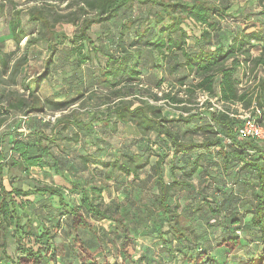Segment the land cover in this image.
<instances>
[{
	"label": "trees",
	"instance_id": "trees-1",
	"mask_svg": "<svg viewBox=\"0 0 264 264\" xmlns=\"http://www.w3.org/2000/svg\"><path fill=\"white\" fill-rule=\"evenodd\" d=\"M7 2L12 1L0 0V17L4 15ZM25 2L32 4L26 9V19L40 27L38 36L29 37L26 34L22 28V11L13 8L9 21L11 38L16 46L24 39L28 46L43 41L50 53L44 63L45 72L26 83L21 82L27 95L17 90L0 94V128L11 111L24 116L49 108L63 111L78 100L56 101L41 98L38 93L54 63L57 43L53 40L57 23L65 22L77 28L71 37L58 35V44L69 40L71 47L65 55L67 58L74 57L76 67L82 68L98 55L105 58L104 65L92 69L91 83L104 93L106 99L96 109L84 107L80 111L72 109L69 114H60L51 124L49 133L42 130L19 131L22 128L19 127L7 152L3 150L0 138V228L13 242L11 255L3 250L5 263L57 264L58 256L64 255L56 252L53 238L64 227L67 233L75 235V241L86 256L80 258V264H118L121 258L130 259L128 249L134 251L137 237L132 233L125 215L119 211L118 203H107L103 192L117 174L136 181L149 166L158 188L154 204L160 227L155 234L161 243L160 249L154 252L157 258L152 264H165L163 255H170L168 264H177V261L179 264H201L205 259L228 264L231 249L241 244L239 235L235 233L240 234L243 224L247 230H256L261 249L242 264H264V141L240 138L238 130L243 120L239 117L240 113L231 108L234 104L243 109L258 108L259 115H254V110L251 113L264 126V21L258 20L242 29L223 28L221 19L230 17L228 11L231 4L228 0ZM135 4L149 6L145 15H130L116 25L117 30L111 33V43L106 47L95 44L89 34L91 27L111 24L126 11L133 12ZM261 12L264 14V11ZM132 30L136 39L126 43V37ZM142 40H146L144 46L140 44ZM254 47L257 48L256 54L252 53ZM3 49L4 44L0 41V84L16 85V77L26 58L12 60L13 53H5ZM146 54L152 58L154 68L164 67L169 74L175 75L174 82L169 83L170 89L162 92L160 97L143 87L141 82ZM181 69L184 73L178 75ZM239 70L242 75L246 70L253 74L256 83L252 88H240ZM258 71L262 75L257 76ZM7 73L8 77L3 78ZM189 77L193 80L188 81ZM162 81L165 79L162 78ZM134 89L145 92L154 102L163 103H152L148 98L138 97L132 92ZM198 93L206 97L200 101V106L197 103ZM166 107H172L178 114L167 115L163 111ZM86 118L89 120L85 121ZM93 121L102 122L110 129H115L118 124H131L145 139L155 134L158 141L172 152L167 167L170 179H164L162 169L166 153L157 155L156 161L150 165V147L137 153L120 151L106 160L95 155H79L80 168L89 169L90 164L94 166L91 169L94 178L80 182L64 175L74 165L68 159L66 150L70 142L78 141V133L69 137L64 132L73 124L89 131ZM193 122L197 125L193 131L202 134L201 141L184 138L176 130V125L189 126ZM209 149L214 150L219 158L223 186L229 179H235V187H240L246 183L245 175H252L257 182L253 192L254 204L244 212L243 220L236 211L228 222H222L221 207L211 211L217 215L214 221L220 220L219 224L224 227L217 248L220 255L217 259L221 262L211 255L210 250L202 248L201 242L208 240L209 236L192 226L189 216L181 211L183 206L178 197L183 189L191 188L196 191V196L203 197L202 202L205 201L202 188L194 187V180H201L206 174L201 159L204 150ZM193 152H196L195 158L191 157ZM36 167L52 170L54 176L61 177L68 185L14 183L12 170L29 175L30 169ZM97 169L104 171L95 179ZM37 195H48L45 219L38 218L31 209L30 205ZM102 221L113 223L112 230H105L100 225ZM85 230L92 233L89 239L78 236ZM113 231L118 235L112 234ZM100 232L112 236L110 243L116 247L118 254L113 263L108 261ZM2 246L5 249L6 243L3 242ZM67 246L77 252L72 244ZM129 264H144L143 257L140 255L137 261Z\"/></svg>",
	"mask_w": 264,
	"mask_h": 264
},
{
	"label": "rangeland",
	"instance_id": "rangeland-1",
	"mask_svg": "<svg viewBox=\"0 0 264 264\" xmlns=\"http://www.w3.org/2000/svg\"><path fill=\"white\" fill-rule=\"evenodd\" d=\"M11 1V3L7 2L5 4L4 15L0 17V41L4 44L3 51L5 53H13L12 60L18 59L19 57H25L26 62L21 67L20 72L16 77V85L0 84V94H4L8 90H17L20 93H25L27 95V92L22 88L21 82L26 83L30 79L45 72L44 63L49 56L50 49L43 41L28 46L24 39L18 46L15 45L11 38L9 27L10 15L13 8L21 9L22 28L29 37H37L40 27L37 24L29 23L26 19V9L32 6L31 3H26L25 0ZM228 2L231 4L228 11L230 17L227 16L221 19V26L223 28L242 29L247 25H252V23L257 22L258 20L264 21V14L261 12L264 11V0H228ZM63 6L64 4L61 5V7ZM148 7L149 6L135 4L132 8L133 12L126 11L111 24L105 23L102 25H93L89 34L95 44L106 47L111 43V33H115L117 30L116 25L121 23L124 19H127L130 15L132 17H143ZM54 30L56 33L53 42L57 43L53 56L54 63L50 67V72L47 78L42 82L38 93L41 98L48 97L53 98L56 101H69L75 98L78 100L63 111H54L49 108L42 112L31 113L28 116H24L14 111L9 112L6 115V121L0 128V138L3 141V150L6 152L9 148L8 145L10 141L17 134V129H19V127H22L20 129H24H19V131L42 130L45 133H49L51 124L60 114H69L72 109L80 111V109L84 107L96 109V107L102 104L103 100L106 99L104 93L99 88L94 87L91 83L93 76L91 72L93 71L92 69L104 65L105 58L98 55L97 57H93L89 63L83 65L82 68L76 67L74 57L69 56L67 58L65 55L71 47L69 40L67 39L64 43L58 44L60 41L58 35L71 37L77 28L69 23L61 22L55 24ZM97 35H99V38H97ZM132 39H136L133 30L131 31V34L126 37V43H129ZM145 41L146 40L140 41V44L144 46ZM252 53H257L256 47L253 48ZM142 64L143 77L141 82L143 87H147V89H150L151 93H156L157 96L160 97L162 92L170 89L169 83L174 82L175 75L169 74L164 67L154 68L152 58L149 54L145 55ZM182 73H184L183 69L178 72V75ZM256 75H262V72L258 71ZM7 77L8 73L3 76L5 79ZM239 77L241 79V89L252 88L256 83L253 74L248 70H246L243 75L241 70H239ZM162 78L165 79L164 82L162 81ZM190 80H193V78L189 77L188 81ZM158 83H160V87L158 86ZM132 92L136 93L138 97L148 98L152 103H163V101L154 102L148 94H145V92L136 89L132 90ZM181 95L185 97L183 93ZM205 98L206 97L203 94L198 93L197 103L199 102V106L200 101L202 102ZM236 107L239 110L237 113H240V115L250 114L252 111L251 107L249 109H243L240 105ZM163 111L167 115L178 114L172 107H166ZM22 116H24V118ZM88 120L89 118L85 119V121ZM196 126L195 122L189 126L176 125V130L184 138L192 137V139H195L196 141H201L202 134L193 131ZM73 133H78V141L70 142L66 150V155L68 159L74 162V165L71 166L68 172H64V175L68 176L70 179L83 182L85 179H91L93 177L91 169H94V166L90 164L89 169L80 168L79 155H95L100 159L106 160L120 151L137 153L143 152L146 147H150V165L156 161L157 155L166 153L162 163V169L164 179H170L167 167L172 157V152L165 148L163 143L158 141L155 134H151L145 139L131 124H118L115 129H110V127H107L102 122L98 121L92 122L89 131L82 128V126L73 124L66 132H64V135L70 137ZM30 141H33L32 138H30ZM195 156L196 152H193L191 157L195 158ZM218 162L219 158L216 156L214 150H204L201 164L203 165L202 169H205L206 174L201 180H197V178L194 180V187L199 189L202 188V193L206 197L204 202H202L203 197L196 196V191L191 188L183 189L182 194L178 196L179 199H181L183 206L181 211H185L186 215L189 216L188 218H190L192 226L196 230L204 231L207 237L209 236L208 240L201 242L203 245L202 248L210 250L211 255L215 259L220 256L217 253V248L224 233V227H221V224H219L220 220L217 219L214 221V219L217 218V215L211 212L212 209L218 208L219 206L221 207L222 222H228L229 219H231V216L235 215L236 211L238 212V216L241 217V220H243L245 216H243L244 212L251 209L254 204L253 192L256 190L257 185V182L252 175H245L244 179L246 183L242 186L235 187V179H229L227 185L223 186ZM176 163L178 164V161H176ZM103 171V169H97V172H94V175H96L95 179L102 176ZM52 172V170H41L36 167L30 169L29 175H27L15 169L11 171V176L15 177L14 183L16 185H20V183H27L32 186L45 183L68 185L61 177L54 176ZM4 173H6V169H4ZM155 180L156 177L150 172L148 166L141 172L139 180L136 181H130L124 175L117 174L107 183L108 188L103 192V197L107 203H111V201L118 203L120 207L119 211L125 215L132 233L137 237L136 248L134 251L130 248L128 249L131 260H123V258H121V261H117L118 264H129L132 261H137L140 255L143 257L144 264H152V261L157 258L154 255V252L160 249L159 245L161 243L157 240L155 234V231L160 227L157 223L156 217L158 212L154 204L155 197L158 195V188ZM230 189L232 190V193H230ZM48 199V195H37L33 198V204L30 206L33 207L31 209H33L38 218L41 217L43 219L44 216L47 215L46 208L49 203ZM111 208H113V206ZM100 225L105 230L109 231L114 227L113 223H108L106 221H102ZM95 228L98 227L95 225ZM231 233L229 232L228 234L232 235ZM112 234L118 235V233H115L114 231ZM91 235L92 233L87 230L78 234L80 238L84 239H89ZM100 235L102 237V246L107 250L106 255L108 261L113 263L115 256H118V254L116 247L110 243L112 236L101 234V232ZM235 235H239L241 244L236 249H231V256L227 257L228 264H242V261L247 257L255 255L261 249L256 230H247L243 224L240 234L235 233ZM5 236L4 231L0 228V247H2L1 243L8 240L6 239L7 236L6 238ZM7 243H11V245L13 244V242L9 240ZM53 243L56 252H62L64 255L58 256L57 264H69L70 262L73 264H80V258H86L84 252L80 250V246L75 241V235L72 232L67 233L65 227L61 232H58L56 236H54ZM71 244L77 252L68 248L67 245ZM108 244L111 245L108 246ZM1 251L2 250H0V252ZM162 257H164V263L168 264V258H171L170 255H163ZM218 259L217 261L221 262V260ZM53 263L56 264L55 262ZM177 264H179L178 261Z\"/></svg>",
	"mask_w": 264,
	"mask_h": 264
},
{
	"label": "built area",
	"instance_id": "built-area-1",
	"mask_svg": "<svg viewBox=\"0 0 264 264\" xmlns=\"http://www.w3.org/2000/svg\"><path fill=\"white\" fill-rule=\"evenodd\" d=\"M220 108V107H218ZM254 110V115H259L260 110L258 108H252ZM251 112L250 114H241L239 117L243 120L241 127L238 130V135L240 138L253 139L255 141H264V126L258 123ZM24 118V116H22ZM24 130V129H20ZM201 264H218L205 259Z\"/></svg>",
	"mask_w": 264,
	"mask_h": 264
},
{
	"label": "crops",
	"instance_id": "crops-1",
	"mask_svg": "<svg viewBox=\"0 0 264 264\" xmlns=\"http://www.w3.org/2000/svg\"><path fill=\"white\" fill-rule=\"evenodd\" d=\"M236 106H238L237 104L235 105H232V108H236V110L237 111H239L238 109H237V107ZM44 170H46V169H44ZM54 177V176H53ZM45 181H48V180H45ZM52 185V184H51ZM6 239H8L9 241H11V239L10 238H6ZM7 240V241H8ZM7 241H5V243H6V247H5V249L3 248V246L2 247H0V250H5L6 251V254H8V255H11V248L13 247V244L11 245V243H7ZM2 244V243H1ZM0 252V264H6L5 263V258H4V254H3V252Z\"/></svg>",
	"mask_w": 264,
	"mask_h": 264
}]
</instances>
